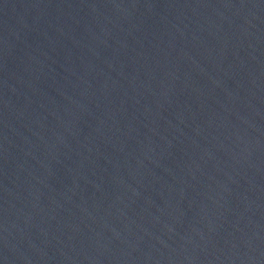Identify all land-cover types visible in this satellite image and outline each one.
I'll return each mask as SVG.
<instances>
[{"label":"water","instance_id":"95a60500","mask_svg":"<svg viewBox=\"0 0 264 264\" xmlns=\"http://www.w3.org/2000/svg\"><path fill=\"white\" fill-rule=\"evenodd\" d=\"M0 264H264V0H0Z\"/></svg>","mask_w":264,"mask_h":264}]
</instances>
